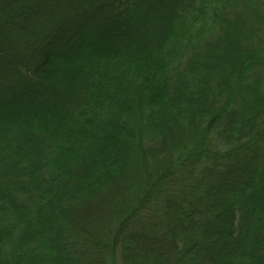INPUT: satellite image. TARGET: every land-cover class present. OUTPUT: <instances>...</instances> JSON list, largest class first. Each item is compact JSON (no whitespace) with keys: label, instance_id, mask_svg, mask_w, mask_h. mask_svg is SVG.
I'll return each instance as SVG.
<instances>
[{"label":"trees","instance_id":"1","mask_svg":"<svg viewBox=\"0 0 264 264\" xmlns=\"http://www.w3.org/2000/svg\"><path fill=\"white\" fill-rule=\"evenodd\" d=\"M0 264H264V0H0Z\"/></svg>","mask_w":264,"mask_h":264}]
</instances>
